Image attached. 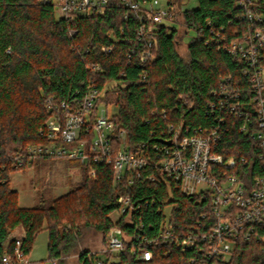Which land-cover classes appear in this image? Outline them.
<instances>
[{"label":"trees","instance_id":"trees-1","mask_svg":"<svg viewBox=\"0 0 264 264\" xmlns=\"http://www.w3.org/2000/svg\"><path fill=\"white\" fill-rule=\"evenodd\" d=\"M150 1L107 0L104 14L68 21L58 19L54 6L45 0H0V258L11 252L10 234L19 227L25 232L27 256L36 236L46 231L48 260L66 264L65 257L76 252L84 229L105 235L118 226L126 234L151 238L166 206L171 207L169 220L176 233H205L213 223L208 199L181 195L152 165L143 175L154 174L156 180L142 177L128 186L125 180L114 183L111 165L92 159L80 165L78 186L50 206L42 199L32 207L19 206L18 193L10 187V174L33 165L34 160L24 154L27 146L48 143L46 100L81 99L89 82L102 94L100 101L108 110L116 108L111 115L113 152L121 147L117 135L122 130L127 148L140 147L154 163L157 151L152 148H159L161 137L168 136V125L192 135L221 125L216 120L221 116L222 131L213 149L222 160L217 172L236 175L243 183H250L262 172L258 144L239 131L241 120L220 113L212 95L221 79H229L240 89L243 101L249 96L250 87L241 73L244 64L229 55L220 41L225 36L228 43L236 32L247 29L235 0H197L195 8L183 11L180 20L187 31L201 29L203 37L193 36L187 44L181 42L186 31L159 27L155 60L141 67L138 12L127 5ZM167 3L179 9L182 0ZM258 5L264 13V0ZM109 36L115 37L117 44L111 52H101L102 47L112 46ZM95 65L101 70L92 73L90 67ZM230 162L231 168L227 167ZM91 169L94 178L89 176ZM120 195L131 198V224L124 216L116 224L110 221L119 210ZM144 248L153 253L151 262H135L125 251L114 264H193L194 251L183 254L161 242ZM89 253H79L78 264H91ZM228 264H264L261 245L239 241Z\"/></svg>","mask_w":264,"mask_h":264},{"label":"built area","instance_id":"built-area-1","mask_svg":"<svg viewBox=\"0 0 264 264\" xmlns=\"http://www.w3.org/2000/svg\"><path fill=\"white\" fill-rule=\"evenodd\" d=\"M45 2L54 6L58 19L68 21L102 15L108 5L107 0ZM258 2L259 0H235L236 7L242 11L240 18L247 24V29L239 34L236 32L234 39L228 43L225 42V36L220 38L225 44L223 49L244 64L241 73L250 87L248 99L242 100L240 89L232 86L229 79H221L217 89L212 91L220 113L241 120L239 131L244 136L249 135L259 146L257 161L262 172L250 183H243L238 176L226 171L217 172L222 160L213 149L222 131L221 116L216 117L221 125L194 131L192 135H184L168 125V136L161 137L163 143L159 148H152L157 151L156 160L152 163L140 147L127 148L122 130L117 135L121 147L113 152L115 125L108 114L106 103L100 101L102 94L93 83L87 84L81 99L55 101L49 97L46 100L50 112L45 123L48 143L27 146L24 154L29 159H75L81 164H87L92 159L96 163L111 165L114 183L119 184L125 180L128 186L142 177L150 181L156 180L154 174L143 175L144 169L152 165L158 176L173 182L181 195L199 196L200 199L209 201L213 223L205 233H176L169 220L171 207L166 206L162 209V220L154 237H135L126 234L118 226H113L103 235L102 250L88 254L91 264L117 263L119 255L125 251L135 262L148 263L152 261L153 253L144 246H154L158 242L178 248L183 254L194 251L195 255L191 258L193 264H228L236 243L241 240L255 241L264 252V65L261 64L264 58V13L258 9ZM127 6L138 12L139 28L136 37L141 47V67L155 60V35L161 26L192 32L194 36L202 37L201 29L187 31L180 20L185 9L169 6L167 0H151L145 4ZM71 34H76V31H71ZM109 38L112 46L102 47L101 52H111L117 44L115 37ZM100 70L98 65L90 67L92 73ZM145 73L143 71V77L146 76ZM215 104H212V109ZM231 166L233 163L227 164V167ZM89 176L95 177L92 169ZM117 203L119 210L113 217L110 216V221L116 224L124 216L127 223L131 224L134 208L131 198L120 195ZM204 216L205 214L202 215L203 218ZM18 230L11 232V252L1 256L0 264H30L23 247L25 232L18 234Z\"/></svg>","mask_w":264,"mask_h":264},{"label":"rangeland","instance_id":"rangeland-1","mask_svg":"<svg viewBox=\"0 0 264 264\" xmlns=\"http://www.w3.org/2000/svg\"><path fill=\"white\" fill-rule=\"evenodd\" d=\"M196 5L197 0H182L180 8L189 10L195 8ZM193 36L192 32L185 34L181 39L182 44H187ZM182 49L183 47H180V50ZM115 113L116 108L109 107L108 114L114 115ZM80 165L83 164L75 159L40 158L35 159L32 166L11 173L9 183L10 187L18 193L19 206L32 207L37 205L41 199L44 200L46 206H50L55 199L74 189L81 182ZM16 229H19L18 234L24 231L20 227ZM47 239L46 231H41L36 236L28 255L32 264H53L48 260ZM103 243L101 233L93 229H84L77 239L76 252L66 256L65 263L78 264L79 253L101 251Z\"/></svg>","mask_w":264,"mask_h":264},{"label":"crops","instance_id":"crops-1","mask_svg":"<svg viewBox=\"0 0 264 264\" xmlns=\"http://www.w3.org/2000/svg\"><path fill=\"white\" fill-rule=\"evenodd\" d=\"M28 260H29V257H28ZM30 264H32V262L29 260Z\"/></svg>","mask_w":264,"mask_h":264}]
</instances>
